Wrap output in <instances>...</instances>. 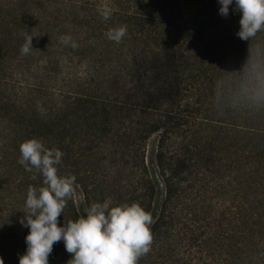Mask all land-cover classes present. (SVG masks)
<instances>
[{
    "label": "trees",
    "instance_id": "16d2710c",
    "mask_svg": "<svg viewBox=\"0 0 264 264\" xmlns=\"http://www.w3.org/2000/svg\"><path fill=\"white\" fill-rule=\"evenodd\" d=\"M24 2L15 0L13 5L21 9ZM165 4L166 9L160 15L143 0H85L80 3V12L88 16L84 25L97 33L100 49L91 64L74 75L83 89L72 93L58 91L57 96L51 92L55 95L51 113L37 112L44 118L39 119V115L28 117L26 108L35 96L16 104L0 97V111L21 109L19 122L30 119L28 123L39 128L31 131V138L42 139L49 148L59 145L62 152L64 145L97 147L107 145L108 139L111 144L142 145L157 132L156 164L162 177L164 197L160 203L158 198L153 199L155 181L148 177L145 168L131 190L132 199L136 198L137 203L152 213V233L168 232L173 226L174 215L167 210L174 201L179 203L181 200L184 206L177 215L181 222V264H264V128L247 123L261 115L254 112L252 103V109L238 111L231 120L214 117L237 107H229L227 112L224 108L233 92L253 88L252 84L244 87L245 80L257 81L255 78L261 74V82H264V28L242 40L238 36L241 17L234 21L224 20L219 0H170ZM103 6L112 9L108 20L100 15L99 9ZM229 9H235V0ZM122 25L127 26V35L122 42L109 40L108 30ZM153 59L159 61L169 75L162 81L164 85L139 95L136 93L137 81L158 67L152 64ZM146 64L149 67H145ZM117 66L119 69L113 70ZM126 77L129 80L125 82L133 84L127 89L126 97L119 99L121 97L115 94L116 97L110 98L106 94L108 88H115L118 80ZM26 91L28 94L37 92L40 96L48 94L44 84L30 85ZM147 93L153 97L142 99V104L127 101L139 96L147 98ZM160 97H165L164 103L151 105ZM70 112L83 123L77 134L62 137L67 131L65 122ZM234 118L245 122L238 124ZM125 120L128 121L126 125ZM121 126L126 132L119 133ZM229 142L240 145L233 151V158L231 149L234 145ZM243 146H249L247 155H244ZM224 151L230 152L225 154V159L221 158ZM203 159L205 162L202 163ZM233 172L236 175L232 183L237 181V186H229L230 190L214 181L215 177H210V174L218 173L227 178ZM33 175L36 173L24 177V183ZM29 183L35 186V182ZM239 184L245 187L244 191ZM97 187L99 183H94L92 191ZM200 190H209L208 193L218 197L225 191L231 194L232 204L228 208L231 213H222L217 223L207 221L208 214L200 217L198 204L210 205L208 195ZM197 192H201L199 199H196ZM83 193L87 201V186H83ZM108 197L102 192L99 200L103 202ZM122 198L118 195L110 201L111 205L132 201L127 199L122 203ZM65 210L68 220L87 215V210L82 205L76 207L73 200L68 201ZM10 228L14 230L15 238L19 227ZM26 244L24 247L9 240L0 223V258L4 264H19L20 257L27 251ZM57 244L59 248L52 258L50 254L49 264H64L65 259L68 262L72 258L63 240Z\"/></svg>",
    "mask_w": 264,
    "mask_h": 264
},
{
    "label": "rangeland",
    "instance_id": "374dc122",
    "mask_svg": "<svg viewBox=\"0 0 264 264\" xmlns=\"http://www.w3.org/2000/svg\"><path fill=\"white\" fill-rule=\"evenodd\" d=\"M13 1L15 2V0H0V97L5 101L16 104L29 96H35L34 100L31 101L32 103H29V107L26 108V112L28 117H31V115L37 117L39 115L40 119L44 117H41V114L37 112L40 111L42 113L43 111L42 115L45 113L50 114V110L54 104L53 98L55 95L57 96L58 91L72 93L83 89L77 83L78 80L74 78V75L91 64L92 58L96 57L97 52L100 50L99 41L96 37L97 33H93L92 30L84 25V19H88V16L80 12L79 5L80 3H84L85 0H50V2L49 0H21L22 3L25 1L21 9L18 5L14 6ZM143 1L147 6L152 7L156 13L163 15L162 13L166 9L165 3L168 4L170 0ZM241 16L242 13L235 11V9H229V14L227 16L222 15V18L234 21L239 20ZM26 35L36 37H33V49L30 53L22 55L20 49L25 43ZM62 35H71L78 47L72 48L71 46L62 44L59 40V37ZM85 43L86 45L88 43V45L86 46ZM89 44L95 48L89 46ZM55 62L58 66H56ZM148 64L145 67H149ZM152 64L158 67L150 70L143 80L137 81V84L134 81L138 86L136 93L139 95L145 93L147 89L151 88L150 91H152L154 88L164 85L162 81L169 75V72L161 67L159 61L153 59ZM118 69L119 67L117 66L113 70ZM113 73L115 75H123L120 72ZM261 77V74L258 75L255 78L258 80L254 82H252L251 78L245 80L244 87L252 84L253 88L246 90L243 87L244 89L233 92L228 97V104L224 108L227 112L229 107L235 105L237 107L233 108L231 112H221L214 117L220 120L224 119L225 121L231 120L238 114V111L244 112L249 108L252 109V103H254V112L256 111L261 116H259V119L248 121L247 123L252 126L258 124L264 128V82H261ZM128 80L129 77L119 79L118 85L115 88L113 86L112 88H108L109 90L106 91V94L110 98L116 97L114 96L115 94L121 97L119 99L126 97L129 92L127 89L133 85L132 83L125 82ZM35 84H44L47 87L48 94L46 96H40L37 92L28 94L26 89L30 88V85ZM31 89H33V86ZM51 92H54L55 95H51ZM245 94L248 95L245 96ZM157 95L160 96V94ZM146 97L139 96L127 101L142 104V99L151 98L153 95L147 93ZM164 101L165 97H160L158 102H152L151 105H160ZM20 113L23 112L19 108L15 111H0V216H3V220H0V223L5 227V235L9 240H14L25 247L26 241L24 240L30 232L29 228L24 227L20 223L21 218L25 216L23 212L26 203L25 193H27L25 189L29 188L31 184L29 181L35 182V187L43 186V178L36 174L33 175V177H36L35 179L33 177L29 178V180L26 178L28 182L24 183L26 181L24 177L32 175L35 170L33 169L32 172H29L23 165L18 163L21 156L20 145L24 141L31 139V131L39 128L38 126L29 124L30 119L19 122ZM77 118V115L69 113L67 122H65L67 131L64 132L62 137H70L71 133L74 135L75 132L77 134L79 127L83 123L78 122ZM234 120L238 124L245 122L240 118H234ZM126 123L128 124L127 120H125L124 124L126 125ZM123 132L126 131L122 127L119 133ZM158 137V133L154 132L142 142V145L111 144L110 139L107 140V145L101 144L97 147L94 145H64V156L62 163L59 165V173L62 176H76V192L75 199L73 200L76 207L82 205L87 210L93 203H103L105 200L103 202L99 200L102 192L109 196L106 200L112 201L118 195H121L124 197L121 200L122 203L127 199L132 201L124 203L131 204L137 202L136 198L132 199L134 194L131 190L133 189V185H136L135 180L139 178V173L144 172V168L148 177L152 181L153 179L155 181L156 189L153 199L158 198V203H160L164 197V193L162 177L156 164ZM231 145H234L231 149L233 158V151L240 145L233 143ZM58 146L54 145L53 147L58 148ZM243 147L245 148L244 155H247L249 146ZM225 154L229 155L230 152H221V158L225 159ZM239 154L243 155L241 152ZM240 173L243 174V171ZM235 175L233 172L229 177L223 178L218 173H214L210 174V177H215L214 181H219L220 184L226 185V188L230 190L229 186H237V181L232 183V178ZM94 183H99L96 191H92ZM145 184L148 185V182L146 181ZM83 186H87L89 189L87 201L84 198ZM240 186L244 191L245 187L242 184ZM209 190L207 192L200 190L205 196L208 195L207 201H210V205L198 204L201 209L198 214L200 217L208 214L209 218L207 221L217 223L221 220L222 213L225 215L231 213L228 208L232 204V196L225 191L223 196L218 197V195L208 193ZM201 192H197L196 199H199ZM211 196L213 198L209 199ZM222 200H224V204H222ZM173 203L167 210L168 212H173V226L167 233L153 234L154 241L151 245V250L139 259L138 264H181V222L177 218V215L184 204L181 200L179 203L176 201ZM189 206L192 207V205ZM152 207L153 204L150 206V209ZM65 211L59 217L60 226H63L66 220H68ZM10 226L19 227L15 238L13 237L14 230ZM58 248L59 246L56 243L51 253V258L54 251L58 250ZM64 264H67V259L64 260Z\"/></svg>",
    "mask_w": 264,
    "mask_h": 264
},
{
    "label": "clouds",
    "instance_id": "9594fccd",
    "mask_svg": "<svg viewBox=\"0 0 264 264\" xmlns=\"http://www.w3.org/2000/svg\"><path fill=\"white\" fill-rule=\"evenodd\" d=\"M219 3L220 14L227 16L233 0H219ZM235 11L242 13L238 32L242 40L264 28V0H235ZM99 12L104 20L112 15V9L107 6ZM106 35L109 40L120 43L127 35V26L109 29ZM33 37L36 36L26 35L20 49L22 55H28L33 49ZM59 40L65 46L78 47L71 35H62ZM20 153L18 163L42 176L43 186L30 185L27 191L25 216L20 223L30 232L26 237L27 251L19 264H49L54 245L61 240L72 256L67 264H138L151 250L153 216L137 202L117 206H112L110 200L96 202L87 209L86 217L66 220L60 226L59 217L68 201L75 199L76 192V176L59 173L64 153L47 147L39 138L21 143ZM0 264H4L3 258Z\"/></svg>",
    "mask_w": 264,
    "mask_h": 264
}]
</instances>
